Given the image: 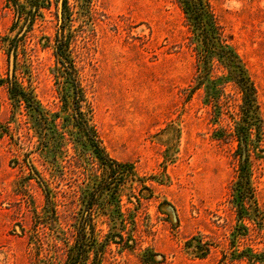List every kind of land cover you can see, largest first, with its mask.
I'll list each match as a JSON object with an SVG mask.
<instances>
[{"label":"rangeland","instance_id":"1","mask_svg":"<svg viewBox=\"0 0 264 264\" xmlns=\"http://www.w3.org/2000/svg\"><path fill=\"white\" fill-rule=\"evenodd\" d=\"M204 2L234 60L182 0H0V264H264V0Z\"/></svg>","mask_w":264,"mask_h":264},{"label":"trees","instance_id":"2","mask_svg":"<svg viewBox=\"0 0 264 264\" xmlns=\"http://www.w3.org/2000/svg\"><path fill=\"white\" fill-rule=\"evenodd\" d=\"M184 3V9L188 13V16L192 19H195L197 28L201 29V34L204 36V41L206 45V52L204 54L205 57H212V55H219L220 57H231V59L239 57L234 50L229 48L227 45L218 46L216 42H213L211 39V35L209 33V29L206 26V21H204V16L209 12V9L206 7L204 0H182ZM209 24L212 26L210 28L211 31L215 32L216 23L215 19H210ZM61 51H58L59 54ZM202 54V53H200ZM234 60V59H233ZM239 66V65H238ZM239 72L237 73V79L241 82L243 87L246 101L249 105H252L255 101L254 88L249 83L248 78L246 77L243 68L241 66L238 67ZM14 87V86H13ZM13 96L18 98L24 96L27 103L30 105L32 103L30 97L28 95H23L25 93H21L16 88L11 90ZM78 95L80 94V89H77ZM22 94V95H21ZM79 99L76 100V118L78 123L81 125L82 129L90 140L91 144L94 146L96 153L101 159L102 165L105 167L106 171H110V175L106 178L105 187L101 186V190H105L106 188H112L115 181L124 179L127 176L128 172L131 171L130 167L126 164L119 162L118 160L112 158L105 150V148L101 145V141L98 138L97 132L95 129L89 124L88 118L86 117V113L81 111L80 106L78 105ZM242 172L240 173V179L236 182V185L242 186V193L245 197L251 198L253 196V187L250 181V172L249 168L243 166Z\"/></svg>","mask_w":264,"mask_h":264}]
</instances>
